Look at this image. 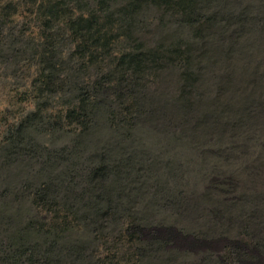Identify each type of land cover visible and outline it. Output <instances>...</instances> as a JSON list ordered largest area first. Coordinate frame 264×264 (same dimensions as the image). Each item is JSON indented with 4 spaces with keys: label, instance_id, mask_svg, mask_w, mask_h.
Wrapping results in <instances>:
<instances>
[{
    "label": "rangeland",
    "instance_id": "obj_1",
    "mask_svg": "<svg viewBox=\"0 0 264 264\" xmlns=\"http://www.w3.org/2000/svg\"><path fill=\"white\" fill-rule=\"evenodd\" d=\"M0 264H264V0H0Z\"/></svg>",
    "mask_w": 264,
    "mask_h": 264
},
{
    "label": "trees",
    "instance_id": "obj_2",
    "mask_svg": "<svg viewBox=\"0 0 264 264\" xmlns=\"http://www.w3.org/2000/svg\"><path fill=\"white\" fill-rule=\"evenodd\" d=\"M57 12V10H55ZM58 14V13H57ZM71 26H81V29L79 31H89L91 32V30H93V35L94 36H91L90 38L92 40H95L98 41L100 40V36H99V30L97 27L94 28V25H96V21H95V18L94 17H84V16H80V17H77L76 20H72L71 21ZM78 32V31H77ZM79 33H82V32H79Z\"/></svg>",
    "mask_w": 264,
    "mask_h": 264
}]
</instances>
